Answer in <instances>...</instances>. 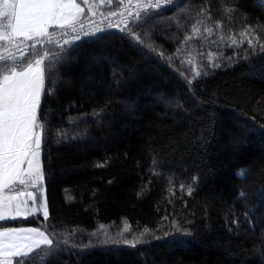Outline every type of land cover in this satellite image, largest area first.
<instances>
[{"label": "trees", "instance_id": "obj_1", "mask_svg": "<svg viewBox=\"0 0 264 264\" xmlns=\"http://www.w3.org/2000/svg\"><path fill=\"white\" fill-rule=\"evenodd\" d=\"M132 29L46 65L49 221L0 223L46 229L31 264H264V0H176Z\"/></svg>", "mask_w": 264, "mask_h": 264}, {"label": "snow or ice", "instance_id": "obj_2", "mask_svg": "<svg viewBox=\"0 0 264 264\" xmlns=\"http://www.w3.org/2000/svg\"><path fill=\"white\" fill-rule=\"evenodd\" d=\"M117 2L124 5V0ZM131 2L128 0L129 5ZM83 3L87 4L88 0ZM107 3L111 6L113 0ZM172 3L173 0H156L148 7L159 10L162 4ZM125 10L126 19L114 20L117 16L124 17V12L110 11L96 21V12L89 8L87 11L93 19L86 29L80 18L87 13L77 0H0V222L22 223L42 214L41 227L48 223L42 165L45 123L40 116L42 98L50 94V90H46V65L50 70L67 46H78V42L99 36L108 29L131 34L137 42H142L132 25L141 21L148 8L142 12L137 5L136 12ZM201 14L207 15V10H202ZM57 29L61 30L63 43L55 38ZM247 43L256 50L252 39ZM49 45H55L59 51H53ZM259 48L264 51V45ZM180 63L185 67L184 61ZM209 66L219 67L211 63ZM202 74L206 75L196 71L194 78ZM187 191L189 195L192 193L191 188ZM173 224L179 230V226ZM41 227H6L0 223V264H13V260L15 264H31L38 250L51 251L54 240ZM144 231L149 230L145 228ZM103 242L116 244L121 241L106 238ZM122 243L135 246V242L128 240Z\"/></svg>", "mask_w": 264, "mask_h": 264}, {"label": "built area", "instance_id": "obj_3", "mask_svg": "<svg viewBox=\"0 0 264 264\" xmlns=\"http://www.w3.org/2000/svg\"><path fill=\"white\" fill-rule=\"evenodd\" d=\"M155 2H156V0H137V1L131 2L130 5L128 3H125L124 5H120L114 9L104 11L101 13H97L96 16L94 17V19L96 21H99V20L103 19L104 16H106L110 11H117L118 13L124 12V17L117 16L116 18H113L114 20L115 19H126L127 18V11L125 10L126 8L131 10L132 12H136L137 11V5H139L140 10L142 12L145 8H148V11L156 10V9H151L148 7L150 3H155ZM173 2H174V0H173ZM165 6H167V5L162 4L161 8L165 7ZM91 19H93V18L91 16H88V17L84 18L83 20H81V22L84 23L86 29L89 26ZM92 26L94 27L95 25L93 24ZM121 27H123V24L121 25ZM108 30H116V29H108ZM116 31H118V30H116ZM55 38L60 39V42L63 43V39H61V30H59V29L55 30ZM64 38H69V37H64ZM53 46H55V45H53ZM12 51L15 52V49H12Z\"/></svg>", "mask_w": 264, "mask_h": 264}, {"label": "rangeland", "instance_id": "obj_4", "mask_svg": "<svg viewBox=\"0 0 264 264\" xmlns=\"http://www.w3.org/2000/svg\"><path fill=\"white\" fill-rule=\"evenodd\" d=\"M77 2L80 3L78 0H77ZM81 6H82L84 9H86V10H88L89 8H91L92 11H94V12L98 9V7H97L98 5H96L93 1H88L87 4H82V3H81ZM44 187H45V184H44ZM29 190H31V189H29ZM41 215H42V214H41ZM27 227H32V226H27ZM41 230H44V229L41 228ZM46 234L49 235L47 232H46Z\"/></svg>", "mask_w": 264, "mask_h": 264}, {"label": "crops", "instance_id": "obj_5", "mask_svg": "<svg viewBox=\"0 0 264 264\" xmlns=\"http://www.w3.org/2000/svg\"><path fill=\"white\" fill-rule=\"evenodd\" d=\"M79 1V0H78ZM89 1V0H88ZM91 1H95V0H91ZM95 3V2H94ZM83 4V3H82ZM96 4V3H95ZM85 11H86V13H90V12H88L86 9H85ZM81 17H83V16H81ZM21 227H25V228H27V226H21Z\"/></svg>", "mask_w": 264, "mask_h": 264}]
</instances>
